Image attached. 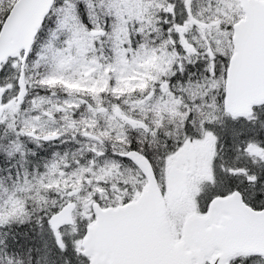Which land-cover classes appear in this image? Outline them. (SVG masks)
<instances>
[{
    "label": "snow or ice",
    "instance_id": "1",
    "mask_svg": "<svg viewBox=\"0 0 264 264\" xmlns=\"http://www.w3.org/2000/svg\"><path fill=\"white\" fill-rule=\"evenodd\" d=\"M0 264H264V0H0Z\"/></svg>",
    "mask_w": 264,
    "mask_h": 264
}]
</instances>
